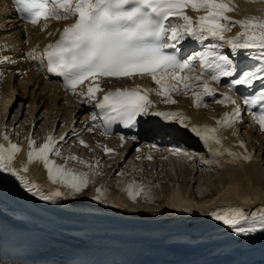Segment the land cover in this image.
Returning <instances> with one entry per match:
<instances>
[{
  "label": "bare ground",
  "instance_id": "6f19581e",
  "mask_svg": "<svg viewBox=\"0 0 264 264\" xmlns=\"http://www.w3.org/2000/svg\"><path fill=\"white\" fill-rule=\"evenodd\" d=\"M232 2L235 5V11L228 14L232 20L254 16L264 17V0H261V2L232 0ZM9 6L8 0H0V42H5L1 49L5 55L13 56L18 64L16 67H10L12 68L11 74L5 85L0 88V144L8 147L9 143L15 141L13 140L15 131H12L11 127L19 129L23 139L21 142L19 141L21 145L17 144L21 151L14 161V166L19 169L28 162L29 137L35 138L39 146L45 142L48 135H52L55 140L58 139L55 132L53 135L51 130L56 129V131H59V128H61L68 131L69 127L64 126L66 122L71 124L77 120L79 122L76 126H82V121L87 118L84 117L82 109L67 100L59 85L48 82L43 76L35 72H31L24 78L16 74V70L28 68V64L21 60L23 56L21 50L27 48L26 43L29 41L30 45L36 48L34 46L36 41L44 43L46 40H41L44 35L37 30H31L29 37L26 39L24 29L16 20L10 19L12 10ZM187 14L195 20L204 13H197L188 9ZM72 22L71 20L61 21L60 25L63 29ZM241 31L239 25H236L232 27L231 31L225 33V39L235 38ZM47 34L48 43L56 40L57 34L54 29H51ZM209 43L221 44L222 47L218 50L223 54L230 55V58H232L230 45L215 40H209ZM206 45L207 41H204L203 45L200 43L202 51L205 50ZM235 58L240 62L244 61L246 67L255 64L254 61L249 64L248 58L245 57L237 56ZM240 87L244 88L243 86ZM253 87L257 89L239 92V99L236 100L234 105H215V101L218 100L215 94L216 100L214 102H211L213 96L204 97V102L205 99H209L211 105L214 106L197 109L194 106L192 95L189 93L188 96L181 95L176 98L177 103L172 104L171 109L173 112H180L189 118V128L192 126L201 128L205 126L218 127L216 121L222 119L225 113H231L237 106L240 109L242 119L246 117L243 116V107L246 105L244 98L247 96L245 92L258 91L259 83ZM196 90L200 91L201 89L198 87ZM235 91H237L236 88ZM158 105L162 108L167 106L166 103L162 102L160 96ZM251 111L253 110L249 109V112ZM251 122L252 120L248 124L252 125L250 130L244 121L236 125L235 130L239 132L238 136L233 135V129H222L219 134L223 137V148L244 153L245 149L238 146L239 142L242 141L246 145L247 152L251 154L258 153L256 154L259 155L258 157L253 156L251 162L240 160L235 164L225 163L218 171L220 175L215 177L216 171L206 170L205 173L203 171L200 173L198 167L202 166V160L198 159V152L191 148L188 150L189 155H187L190 158L191 165H193L191 175L195 173V175L200 174V176L194 175L193 178L191 176L192 179L184 180L182 182L184 184L179 185L178 189L173 183V189L169 190V194L164 200L153 198L152 202H148L144 200L143 196H140L133 202L127 196L126 189L133 182L144 185L146 191L149 187H153V184L156 187L155 180L158 181L160 178L165 180L162 176L158 179L157 177L161 173L156 171L160 169L159 167H164L167 161L170 163L169 157H178L172 153L173 148L184 150V146L172 145L169 148L165 147V149H161L163 153L158 154V152L147 150L145 146L138 145V143H135L133 149V143L128 142L129 146L119 157L121 156L120 158L123 159L128 153L130 158L128 161L126 160L127 162L121 163L120 161L105 162L103 153H101V151L104 152L103 146L109 149L112 148L109 144L102 145L100 143L98 146L100 148L96 150L94 158L92 152H85L84 160L86 162L96 165L97 160L101 157V163L105 162L104 165L92 169L77 161L66 159L69 157L66 154H70L73 150L79 151L76 147H72L71 151L64 153L60 150L63 158L52 155L50 159L55 160L57 164L60 163L59 165L67 163V167L76 173H88L90 184L83 195L77 197L69 195L67 198L57 200L56 203L42 201L38 197L32 196L15 178L7 173H0L1 182L12 187L21 197L36 204L37 211L44 214L52 223L37 219L22 220L19 209L7 200H0V221L8 227H14L18 223L22 224L29 233L42 241L40 255L57 260H76L77 257L87 254L101 255L104 258L110 255L120 256V258L132 264H264V233H256L248 237L239 236L226 225V229L214 234L202 235L199 233V230L208 226L222 224L213 220L207 214L210 210L229 205L245 210H257L264 207V132L260 131L258 125L251 124ZM173 124L177 128L191 133L177 123ZM255 128H257L256 132H260L259 136L254 134ZM165 131L170 132L166 128ZM5 133L9 137L8 140L3 138ZM38 133H43V138ZM97 138L99 139L100 136ZM245 139L248 141L247 143H245ZM24 141L25 145L22 144ZM91 142L92 137L89 135L86 143L89 145ZM253 143H255V146ZM138 152H144L145 155L140 159ZM191 153H195V155H191ZM108 155H112V153ZM180 155L185 154L182 151ZM71 156L76 155L72 154ZM149 156L152 157V160L157 159L156 162L150 164L149 167L148 165L145 166V176L137 177L136 173H133L136 167H140L139 162L136 161L137 157L144 160L148 159ZM203 156L205 160L209 159V153L206 149ZM120 158L118 159L122 160ZM73 164L75 166H71ZM76 168L79 169L76 170ZM103 171H111L115 174L118 171L123 173V175H118L121 178L120 190L111 185L109 179L103 176ZM154 171L157 173L155 177H153ZM94 172L96 174L100 173L97 175L102 176V178H99L98 183H95L96 185L92 181ZM211 172H214V174H211ZM173 173L170 172L166 175L170 180L179 183V176L176 179L172 176ZM21 174L26 175L31 182L41 185L45 193H50L60 187L50 183L47 170L40 162L32 163L29 166V171ZM185 181L187 182L185 183ZM97 185L107 191L108 195L104 203L92 199L97 195V192H94ZM61 190L67 192V189ZM66 219L83 220L95 227H102L106 222L105 220L114 219L122 222L125 229L111 233H69L62 226ZM183 229L189 230L190 234H180L179 232Z\"/></svg>",
  "mask_w": 264,
  "mask_h": 264
},
{
  "label": "snow or ice",
  "instance_id": "6c2138e0",
  "mask_svg": "<svg viewBox=\"0 0 264 264\" xmlns=\"http://www.w3.org/2000/svg\"><path fill=\"white\" fill-rule=\"evenodd\" d=\"M15 3L21 17L42 30L49 27L50 19L73 21L58 30V39L49 43L43 52L33 49L27 53V57L33 61L39 59L42 64L46 60L47 72L63 77L65 90L81 96V103L95 102L99 113H94L92 120L96 122L98 117L102 118L104 135L110 134L113 124L134 130L138 127L139 118L154 116L164 122L177 123L199 139L209 153V159L201 161L207 171H220L225 163L235 164L240 160L251 162L253 159V154L247 152L242 141L238 146L245 149L244 153L223 148V137L219 134L222 129H233V135H239L235 130L242 120L238 106L216 121L218 127L189 128V118L182 113L153 110L154 102L150 96L155 94L162 97L163 103L175 104L174 95L188 96L191 93L194 106L199 109L207 107L204 97L215 95L210 81L219 84L222 77H227L230 78V87L244 86L248 89L259 82V91L245 96L244 103L253 110L250 112L252 123L264 132V17L232 20L228 15L235 11L232 0H15ZM188 9L204 14L194 20L187 14ZM236 25L242 31L235 38L226 40L225 33ZM186 37L201 45L206 40L222 41L230 45L231 57H245L249 64L253 61L255 64L246 70L244 61L235 62L230 55L218 50L221 44L215 43H209L203 52L181 60L177 55L178 45ZM168 49L176 51L170 53ZM196 59L199 60L200 75L190 77L185 73L196 71L193 66ZM3 63L12 61L7 57L0 58V64ZM137 77H148L157 87L143 89L136 86L104 92L100 86L105 78L134 80ZM2 80L3 74L0 73V83ZM85 81L89 82L86 93H78L77 89ZM198 87L200 91L196 90ZM100 92H104L102 98H98ZM215 102L225 106L236 104L235 99L227 95ZM3 138L9 139L6 133ZM120 139L123 141L125 137L122 135ZM60 140L63 141L64 137H60ZM57 144L52 135H48L39 146L35 138L29 137L28 162L19 169L14 166V161L21 148L15 143H9L8 147L0 144V173L9 174L28 193L42 201L56 203L69 195H83L90 184L89 174L76 173L67 167V163L59 165L50 159L52 155L63 158ZM80 144L89 147L83 139ZM103 150L106 154L114 152L106 146H103ZM171 151L177 156L182 151L189 155L180 148ZM67 159L89 169L99 167V161L92 165L76 156ZM34 162L42 163L50 183L60 187L45 193L41 185L21 174L27 173ZM61 189H67V192ZM96 192L92 199L104 203L108 195L106 189L97 188ZM126 193L133 202L140 196L145 201H153L150 191H146L142 184L133 182ZM207 214L236 235L248 237L264 233V207L245 210L229 205L210 210Z\"/></svg>",
  "mask_w": 264,
  "mask_h": 264
},
{
  "label": "rangeland",
  "instance_id": "374dc122",
  "mask_svg": "<svg viewBox=\"0 0 264 264\" xmlns=\"http://www.w3.org/2000/svg\"><path fill=\"white\" fill-rule=\"evenodd\" d=\"M29 101V100H28ZM27 101V102H28ZM216 107V106H215ZM244 119H246L245 120V125L246 126H248V129L250 130L251 128H252V125H248V123H247V117L246 118H244ZM251 124H252V122H251ZM257 131V128H255V135H260L259 133V131L258 132H256ZM263 135V134H262ZM254 136V135H253ZM264 137V136H263ZM19 138H20V136H19ZM22 140L20 139V142H21ZM248 141H246V139H245V143H247ZM13 143H15V144H19V142H17L16 143V141H13ZM25 143V141L22 143V144H24ZM262 143V142H261ZM263 143H264V138H263ZM25 145V144H24ZM253 145L255 146V143H253ZM252 144H251V146H253ZM259 145V144H258ZM264 146V145H263ZM257 147H259V146H257ZM256 148V147H255ZM255 150V149H254ZM73 152H77V153H79L80 154V156L81 155H83V157L85 156V154H81L82 152L80 151H74L73 150ZM254 153V152H253ZM256 154H258V153H254L253 154V156H259V155H256ZM93 155V154H92ZM197 157H198V159L199 160H205V157L203 156V155H198L197 154ZM202 158V159H201ZM170 161V163H168V161H167V163L166 164H164V167H159L160 169H158L156 172H159V173H161V175L159 176V177H157L158 179L162 176L165 180H161V178H160V180H155L154 182H155V184L157 185L156 187H155V185L153 184V187H149L147 190L148 191H150V193H151V195H152V197L153 198H155V199H159V200H164L165 198H166V196L169 194V190L170 189H173V185L175 184V186H177V189L180 187L179 185H183L184 183H182V182H184V180H189L190 178H191V176H192V178L193 177H195V176H197V177H199L200 176V174H197V175H195V173L193 174V175H191V168L193 167V165H191V161H190V158L187 156V155H185V156H180V157H176V156H172L170 159H169ZM172 160V161H171ZM60 164V163H59ZM166 165H167V167H166ZM71 166H75L74 164L73 165H71ZM198 166H199V164H198ZM197 166V167H198ZM72 168V167H71ZM163 168V169H162ZM196 168V167H195ZM79 168H76V170H78ZM198 169H199V171H200V173H201V171H203V173H205L206 172V170H205V168L203 167V166H201L200 168L198 167ZM204 169V170H203ZM81 170V169H80ZM84 171H86L85 169H83ZM83 171V172H84ZM170 172H174L173 174H172V176H174V177H176V179L178 178V176H179V183L177 182V183H175L174 181H172V180H170L169 178H168V175H166V174H169ZM181 172V173H180ZM196 172V171H195ZM217 172V173H216ZM215 173V177H218L220 174L218 173V171H216ZM154 173H155V171H154ZM209 173V172H208ZM96 174V172H94L93 173V175H92V178H93V182L95 183V181H97L96 182V184L98 183V180H99V178H102V176H100V175H95ZM118 174L119 173H117L116 174V176L115 177H113L112 179H110L109 181L111 182V185H114L115 187L117 186V183H119V181H118V178L117 177H119L118 176ZM211 174H214V172H211ZM108 174H107V172H103V176H106V177H108L107 176ZM157 175V173H155L154 174V176L153 177H155ZM195 175V176H194ZM100 176V177H99ZM144 176H145V174H144ZM204 176V175H203ZM97 178V179H95V178ZM182 177V178H181ZM186 178V179H185ZM191 178V179H192ZM107 179H109V178H107ZM121 178L119 177V180H120ZM182 179V180H181ZM150 180V179H149ZM170 180V181H169ZM157 181V182H156ZM165 181V182H164ZM164 182V183H163ZM187 181H185V183H186ZM163 183V184H162ZM174 183V184H173ZM182 183V184H181ZM177 184V185H176ZM179 186V187H178ZM196 186V185H195ZM191 188V187H190ZM207 198H209V197H207ZM158 206V205H157Z\"/></svg>",
  "mask_w": 264,
  "mask_h": 264
}]
</instances>
